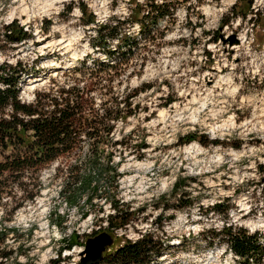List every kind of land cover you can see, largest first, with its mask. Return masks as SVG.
<instances>
[{
  "label": "rangeland",
  "instance_id": "374dc122",
  "mask_svg": "<svg viewBox=\"0 0 264 264\" xmlns=\"http://www.w3.org/2000/svg\"><path fill=\"white\" fill-rule=\"evenodd\" d=\"M156 2L171 12L159 19L154 41L141 36L138 24L134 27L139 36L135 54L113 83L121 98L150 86L133 100L140 105L138 114L119 121L114 136L121 140L133 133L135 142L146 138L143 157L130 148L123 151V146L107 150H116V164L120 153H127L118 168L119 190L131 224L111 230L106 217L113 210L99 199L85 219L77 208L68 209L53 166L43 172L36 200L6 222L15 229L8 243L19 252L14 257L21 264H79L86 240L103 231L110 232L116 244L154 234L162 252L150 264H242L225 242L207 241L210 231L234 224L264 236V0H255L252 9L258 15L247 17L240 0ZM83 7L100 22L131 13L130 0H0V65L21 60L31 67L20 82L24 101L34 100L35 91L48 86L50 76L87 56L88 63L93 58L120 62L118 54L109 59L91 45L95 24H84ZM140 17L153 27L156 15L140 11ZM48 20L52 23L45 30ZM15 21L33 37L22 42L8 37L7 26ZM191 135L205 143L187 140ZM179 177L189 178L186 190L194 205L163 211L175 202L172 191ZM11 199H5L10 207ZM217 202L225 204L228 216L210 209ZM55 208L61 226L51 222L57 219L51 215ZM76 234L82 244L73 242Z\"/></svg>",
  "mask_w": 264,
  "mask_h": 264
},
{
  "label": "trees",
  "instance_id": "16d2710c",
  "mask_svg": "<svg viewBox=\"0 0 264 264\" xmlns=\"http://www.w3.org/2000/svg\"><path fill=\"white\" fill-rule=\"evenodd\" d=\"M240 1L246 6L242 13L244 17L249 13L258 15L252 9L255 0ZM1 3L6 5L3 1ZM130 4L131 13L128 17L114 16L103 22L98 21L87 7H83L84 24H95L94 33L90 36L91 45L96 51L104 52L109 59L118 54L120 62L110 63L93 58L88 63L90 56H87L80 63L59 70L56 76H50L49 85L36 90L34 100L29 102L21 98L20 82L30 75L31 67L24 65L21 60L16 64L0 65V208H3L0 216V264H10L11 261L21 264L14 257L19 252L8 243L15 229L6 222H11L15 213L28 202L36 200L43 189L42 174L53 166L54 179L61 180L59 195L68 209L77 208L85 219L96 210L98 204L95 200L99 199L109 202L113 210L106 217L111 230H124L131 224V213L120 197L119 179L122 174L118 168L127 155L125 152L122 154L125 149L130 148L140 154L148 148V143L146 138L135 142L133 133L121 140H115L114 136L119 121L127 122L129 117L138 114L140 105L133 100L140 91L150 86L121 98L114 91L113 83L135 54L139 36L135 34L134 27L138 24L141 36L145 35V39L154 41L159 19L165 18L171 10L156 0H148L146 4L130 0ZM140 11L156 15L151 21L153 27L147 26L148 22L145 17H140ZM251 20L255 21V16ZM51 23L50 20L46 21L43 26L45 30L50 28ZM6 34L19 42L33 37L16 21L7 26ZM61 76L65 77L64 81L60 80ZM98 95L102 97L100 102L97 100ZM189 137L203 142L196 135L186 139ZM118 146L125 148L121 150V160L116 164V150H107ZM138 156L141 158L143 154ZM187 181L190 180L186 177L176 180L172 191L175 202L163 206V211L194 205L190 192L186 190ZM19 191L22 193L20 197ZM187 196L189 198L186 200ZM10 197L13 203L11 207L5 201ZM210 209L224 216L229 213L223 202L213 204ZM51 215L57 217L51 222L61 226L59 210L55 208ZM104 219L102 216L99 221ZM210 232L212 237H208L207 241L210 244L217 240L225 242L242 264H259L264 257V236L258 232L251 233L244 227H234V224ZM73 242L82 244L77 234ZM157 246L155 235L145 233L138 240L126 239L124 243H117L97 264H150L155 261L153 257L162 252Z\"/></svg>",
  "mask_w": 264,
  "mask_h": 264
},
{
  "label": "water",
  "instance_id": "95a60500",
  "mask_svg": "<svg viewBox=\"0 0 264 264\" xmlns=\"http://www.w3.org/2000/svg\"><path fill=\"white\" fill-rule=\"evenodd\" d=\"M232 39L236 40V37L234 36ZM115 245L116 239L108 231H103L95 236L89 237L85 242V249L81 254L82 259L79 264H97L103 261L107 253Z\"/></svg>",
  "mask_w": 264,
  "mask_h": 264
},
{
  "label": "bare ground",
  "instance_id": "6f19581e",
  "mask_svg": "<svg viewBox=\"0 0 264 264\" xmlns=\"http://www.w3.org/2000/svg\"><path fill=\"white\" fill-rule=\"evenodd\" d=\"M242 39H243V37H242ZM239 47H240V46H239L238 44H237V45H235V44L233 45V48H235V49H238ZM70 64H71V63H68V65L66 64L65 67H69ZM57 66L61 67V63H57Z\"/></svg>",
  "mask_w": 264,
  "mask_h": 264
},
{
  "label": "built area",
  "instance_id": "2783aa9c",
  "mask_svg": "<svg viewBox=\"0 0 264 264\" xmlns=\"http://www.w3.org/2000/svg\"><path fill=\"white\" fill-rule=\"evenodd\" d=\"M232 252V251H231ZM232 254H233V252H232Z\"/></svg>",
  "mask_w": 264,
  "mask_h": 264
}]
</instances>
